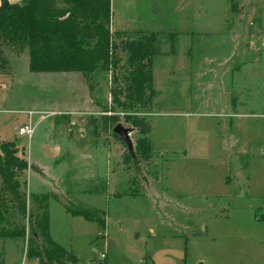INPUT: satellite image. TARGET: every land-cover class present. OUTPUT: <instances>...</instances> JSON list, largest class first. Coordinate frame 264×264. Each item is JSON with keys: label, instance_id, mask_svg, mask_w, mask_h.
Returning <instances> with one entry per match:
<instances>
[{"label": "rangeland", "instance_id": "rangeland-1", "mask_svg": "<svg viewBox=\"0 0 264 264\" xmlns=\"http://www.w3.org/2000/svg\"><path fill=\"white\" fill-rule=\"evenodd\" d=\"M112 12L117 44L138 31L157 34L149 108L127 113L112 102L127 68L121 45L118 64L110 71L100 65L88 82L80 72H31L29 52L21 56L4 45L9 65L0 73V136L16 138L29 164L48 174L43 180L29 168L19 175L21 190L31 210L32 193L59 194L49 200L56 201L52 234L65 247L72 241L82 264L105 251L102 241L92 242L99 232L106 235L108 264L229 262L234 225H246L249 216L236 209L264 206V0H112ZM232 92L238 109L230 104ZM29 110L40 114L38 126L31 118L33 139L17 131ZM138 116L151 123V152L133 161L112 126L131 128L138 152L144 135L130 122ZM239 173L245 180L226 184ZM246 177L254 181L249 190ZM61 204L99 224L76 223ZM10 224L20 222L12 217ZM243 233L248 239L239 244L247 250L253 232ZM31 236L27 228V247ZM21 240H7L8 263L39 264ZM41 260L71 263H51L44 253Z\"/></svg>", "mask_w": 264, "mask_h": 264}, {"label": "trees", "instance_id": "trees-1", "mask_svg": "<svg viewBox=\"0 0 264 264\" xmlns=\"http://www.w3.org/2000/svg\"><path fill=\"white\" fill-rule=\"evenodd\" d=\"M112 17V0H26L24 4L2 0L0 73H7L9 65L3 49L7 45L18 54L29 52L31 72H80L88 82L100 65L110 71L118 64L115 56L121 45L127 55V68L122 76V89H112V102L127 113L136 106L149 108L155 97L153 56L157 34L138 31L137 38L117 44L111 30ZM171 44L173 52V40ZM130 122L144 135L138 152L128 153L129 159L136 161L137 157L143 156V150L151 152L147 136L152 126L145 117H133ZM112 127L114 129L115 126ZM21 151L23 149L15 142L0 143V242L8 237H26L29 228L32 232L27 248L30 258L41 260L44 253L51 263L58 260L76 262V257L57 244L50 233L49 200L51 197L57 199V196L34 194L33 206H36L30 209L28 197L21 190L19 175L29 168L41 176L44 171L38 165H30ZM70 212L93 220L84 211ZM12 217L17 218L20 224H10Z\"/></svg>", "mask_w": 264, "mask_h": 264}, {"label": "crops", "instance_id": "crops-1", "mask_svg": "<svg viewBox=\"0 0 264 264\" xmlns=\"http://www.w3.org/2000/svg\"><path fill=\"white\" fill-rule=\"evenodd\" d=\"M8 2L11 3V4H24L26 2V0H8ZM1 4H2V0H0V5ZM111 30H112V32L113 31H118V30H115L113 28V18H112V21H111ZM175 52H176V50H175ZM21 56H23V55L21 54ZM60 73H63V72H60ZM7 80L9 81V79H7ZM4 86L6 88V85H4ZM227 91L229 93L230 88H228ZM229 97H230V104L233 103V107L232 108L233 109H238L239 97L237 96V93H233L232 92V94H230ZM233 99H235L234 102L232 101ZM37 111L38 110H29V112H34V113L32 115H29V112H28V121L31 120V118H32L34 120V124L37 123V121L35 120V114L40 115L39 113H36ZM0 112H1V109H0ZM234 115H236V113H234ZM36 129H37V127H35V131H36ZM17 131H18V129H17ZM35 131H34V133H35ZM31 139H33V135L31 137ZM16 140H17L16 138H15V140H11V139H8L6 137L0 136V142H4V141L15 142ZM186 152L187 151L185 150V153ZM186 157L189 158V155L188 156L186 155ZM238 162H239V160H238ZM34 165H38L40 168H42L37 163H34ZM42 169L44 171V175L43 176L39 175L38 173H35L31 169L29 170V173L31 172L32 174H37L43 180H47L48 179V174L45 172V168H42ZM25 172H27V170ZM243 179L245 180V177H244V175L242 173H239V174H236V175L234 174L233 177L228 176L226 178V184L231 186L232 184H236V183L240 182ZM246 181L248 182V186H247L248 189L247 190H249L250 186H252L254 181L252 182L249 177H246ZM255 184H258L257 180H255ZM32 194H49V195L52 194V195L59 196V194H56L54 192H52V193H32ZM52 203L56 204V201H52L50 203V205ZM50 205H49L50 233H51V236H52L53 240L57 244L61 245V243H58L54 239L53 234H52ZM61 207H62V211H63L64 215H66L67 217H70L76 223H81V224L83 223V222L79 221V218H82L83 220H85L86 223H88V222H91V223H96L97 222L98 223V221H96V220H88V219H86L85 217H83L81 215L73 214L72 212H70L65 207V205L61 204ZM258 208H260V209H255V207L253 205L248 204V205L244 206L243 208L240 207V209H236V210H242V211L249 212V216H248V220L246 222V225H245V223L237 222V225H234L236 228L233 229L232 232H231V242H232V244H231V252H232L231 253V261L223 262L221 260H215L212 264H264V221L262 219H260L261 217L264 216V215H262L264 213V206L263 207H258ZM225 210H226V208L224 209V211ZM257 210H261L259 215L256 213ZM85 225H88V224H85ZM86 228H88V226ZM244 229L245 230H251L253 232V234L251 235V241L247 245V248H246L247 250L243 249L244 245H240L239 244L241 237H243L245 240L248 239L243 233V232H245ZM151 231H153V230H151ZM103 237L104 238L106 237L105 233L99 232L98 235L96 236V239L94 241H92V242L102 241L104 243L103 250H105L107 252L108 247H107L106 239H104ZM8 239H20V240L22 239L21 241H23V244H24L25 254L27 255L28 258H30L28 256V254H27V250H28L27 248L28 247H27V240H26L25 237H8V238L3 239L2 242H1V246L3 247L2 251H0V255H1V252H2V264H9L8 261L10 260V258L8 257V254L6 253V250H7L6 246H7V240ZM78 241H79V239H78ZM84 242H85V244H87L88 243V238H84ZM77 244L79 245V242H77ZM61 246L64 247L67 251L71 252L72 255L76 257L77 261L76 262H71L70 264H82L81 259L77 255L79 253L77 251H75V247L76 246H75V244L73 245L72 241H70L69 244H67L66 247L63 246V245H61ZM237 246H239V250L237 249ZM107 255H109V254H107ZM34 258L35 257H32L31 259H33L34 261H37V263H39V264H43L42 261H40L39 258H35V259ZM94 258H90L89 259V261H90L89 264L92 263ZM148 261H149V263L147 262V264H155V261L153 259L152 260L149 259ZM85 264H88V262L85 263ZM107 264H108V262H107ZM202 264H207V263L204 262Z\"/></svg>", "mask_w": 264, "mask_h": 264}, {"label": "built area", "instance_id": "built-area-1", "mask_svg": "<svg viewBox=\"0 0 264 264\" xmlns=\"http://www.w3.org/2000/svg\"><path fill=\"white\" fill-rule=\"evenodd\" d=\"M34 112H29V115H32ZM35 131V127L33 126L31 120H29L27 123L22 124L18 128V135L20 137H28L31 139L33 133ZM107 252L102 251L97 258L93 260V264H107Z\"/></svg>", "mask_w": 264, "mask_h": 264}, {"label": "water", "instance_id": "water-1", "mask_svg": "<svg viewBox=\"0 0 264 264\" xmlns=\"http://www.w3.org/2000/svg\"><path fill=\"white\" fill-rule=\"evenodd\" d=\"M113 131L123 140V142L127 146L128 151L131 153L134 152V144L131 139L132 129L126 128L123 125L118 124L114 127Z\"/></svg>", "mask_w": 264, "mask_h": 264}]
</instances>
